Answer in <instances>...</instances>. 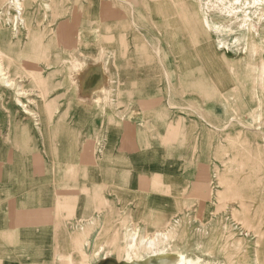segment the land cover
I'll return each instance as SVG.
<instances>
[{
  "label": "crops",
  "instance_id": "obj_1",
  "mask_svg": "<svg viewBox=\"0 0 264 264\" xmlns=\"http://www.w3.org/2000/svg\"><path fill=\"white\" fill-rule=\"evenodd\" d=\"M23 16L0 29V264H99V238L230 190L246 67L191 2L26 0Z\"/></svg>",
  "mask_w": 264,
  "mask_h": 264
},
{
  "label": "rangeland",
  "instance_id": "obj_2",
  "mask_svg": "<svg viewBox=\"0 0 264 264\" xmlns=\"http://www.w3.org/2000/svg\"><path fill=\"white\" fill-rule=\"evenodd\" d=\"M13 1L15 0H0V29L8 27L16 32L23 25L26 0L22 3L23 10L20 13ZM188 1L198 11L202 23L207 11L210 22L220 26L219 29L213 28L215 39L226 43L228 48L222 49L227 50L229 56L236 57L234 59L238 60L240 57L246 67V78L249 80L248 109L238 115L232 112L231 152L235 159L231 163V183H220L221 188L230 190L221 194L213 192L214 203L212 201L210 206L200 209L198 214L189 209L187 215L174 219L167 229L160 230L167 239L159 237L155 247L167 251H180L185 247L186 250L213 261V264H260L257 258L264 261V219L255 210L264 204V0H259V3L239 0V4H236L237 7L246 4L243 10L248 11L250 16L249 29H240L237 21L230 23L226 15L206 10V1L210 5L219 3L217 0ZM249 2L251 5L247 6ZM224 4L227 5V0H224ZM239 14L242 15V12ZM252 25L258 28V36ZM242 34L245 38L235 42L234 37ZM0 54L1 58L2 53ZM245 61H248L247 65ZM240 202L247 205L248 213L241 215ZM130 229H136L139 236L154 235L157 232L143 233L137 227L126 226L121 239L110 241L99 238L98 254L92 256V260L99 258V264H127L121 260L136 258L138 253L145 255L142 249L126 251ZM88 259L90 260V256Z\"/></svg>",
  "mask_w": 264,
  "mask_h": 264
},
{
  "label": "bare ground",
  "instance_id": "obj_3",
  "mask_svg": "<svg viewBox=\"0 0 264 264\" xmlns=\"http://www.w3.org/2000/svg\"><path fill=\"white\" fill-rule=\"evenodd\" d=\"M23 1L24 0L13 1L17 4V6L19 8V13L21 10H23V8H22ZM217 1L219 3L216 2V3L210 4V5L208 3L209 1H206L205 2V4H207L206 10H211L213 12H219L220 14L226 15L227 18L230 20V23L237 21L238 22V24H237L238 28H240V29L241 28L249 29V27H248L249 23L248 22L250 20V16L247 14L248 11L243 10L246 7V4L243 3L242 6L237 7L236 4H239V0H232V1L227 0V5L224 4V0H217ZM253 2L259 3L260 1L259 0H253ZM233 4H235V7L233 6ZM250 5H251L250 2L247 3V6H250ZM240 11L242 12V15L239 14ZM263 18H264V16H263ZM22 22H24V20H22ZM203 23L208 28H211L213 26L215 29H219V27H220V26L212 24L210 22L207 11L204 14ZM15 25L16 24H14V26ZM252 27H254L252 29H253L254 33L258 36L259 35L258 28L255 25H252ZM226 28L229 29V26H226ZM244 36L245 35L242 34V35H238V36L234 37L235 42H238L240 39H244L245 38ZM216 46L220 49H222V48L227 49L228 48V45H226V43L220 41L219 39L217 40ZM2 70L3 69H2L1 61H0V74H1ZM3 79H4V83H6V85H8V86L12 85V81L7 80L5 78H3ZM248 82H249V80L246 79L245 83H248ZM240 83H242L241 79H240ZM233 92H234V90H233ZM230 94L234 99L236 94H234V93H230ZM232 118H234V116H232ZM204 187H205V185H204ZM199 191H201V190H199ZM202 195H204V193ZM205 196H206V194H205ZM207 197H208V195H207ZM239 208H240L239 212H241V215L249 212V208L243 202H240ZM255 211H256V214L260 213L261 218L263 220L264 219V204H262V207H257ZM232 216H233V214H232ZM260 236H258V238ZM159 237H162L163 239H167V237L165 236V233L163 231H160V230H158L154 235L139 236V233L136 229L135 230L130 229V233L127 235L126 251H130L133 249L134 250L142 249V252L143 253L145 252L146 254L142 256L140 253H138V255L136 254V256H137L136 258L127 257V259L124 258L121 261L126 262L127 264H213V261L206 260L204 257L200 256L198 253H194L193 251H190L189 249L186 250L185 247L182 248L180 251H177V250L176 251H167L164 248L156 249V247H155L157 245L156 241L158 240ZM258 242L259 241H257V243ZM184 246H185V244H184ZM256 246L257 245H255V247ZM84 258H81V261ZM85 259H87V258H85ZM257 262L260 264H264V261H262V259L260 260L259 258H257Z\"/></svg>",
  "mask_w": 264,
  "mask_h": 264
}]
</instances>
